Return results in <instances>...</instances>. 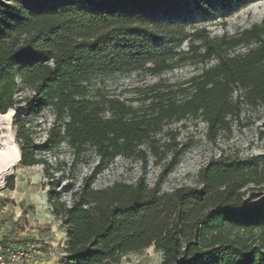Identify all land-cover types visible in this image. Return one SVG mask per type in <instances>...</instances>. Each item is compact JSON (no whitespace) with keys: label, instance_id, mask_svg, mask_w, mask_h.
I'll use <instances>...</instances> for the list:
<instances>
[{"label":"trees","instance_id":"1","mask_svg":"<svg viewBox=\"0 0 264 264\" xmlns=\"http://www.w3.org/2000/svg\"><path fill=\"white\" fill-rule=\"evenodd\" d=\"M254 1L0 0V113H17L21 165L46 170L67 264H114L151 246L163 253L161 264H264V200L245 203L264 184V168L220 155L201 168L195 186L161 191L191 147L165 128L200 120L216 144L240 120L242 106L264 105V19L231 36H211L206 28L188 33L175 21L209 20ZM188 66L197 72L186 82L160 79L142 89L139 108L93 84L116 75L160 78ZM21 89L28 94L19 98ZM46 107L53 121L37 145L25 126ZM64 143L73 162L90 149L97 157L74 189L41 156ZM118 157L144 168L150 157L166 163L152 187L143 176L95 189L97 176ZM69 190L68 205L61 197Z\"/></svg>","mask_w":264,"mask_h":264},{"label":"rangeland","instance_id":"2","mask_svg":"<svg viewBox=\"0 0 264 264\" xmlns=\"http://www.w3.org/2000/svg\"><path fill=\"white\" fill-rule=\"evenodd\" d=\"M263 19L264 0H255L235 11H220L209 20L195 17L175 21V24L184 26L188 33H192L195 28H206L211 36L223 34L231 36L254 24H259ZM243 51L244 49L240 52ZM196 72L194 67L188 66L166 73L160 78L144 74L116 75L103 80L97 78L93 84L108 95L127 100L134 108H139L142 103L137 99L142 89L152 87L160 79L169 84L184 83ZM27 94L26 89H21L17 96L21 98ZM241 109L240 120H234L230 132L222 133L216 144L209 142L206 124L200 120L190 119L183 122L185 126L178 123L165 128L166 133L169 131L178 133L177 142L191 143V147L178 158L173 169L165 177L161 187L162 192H171L184 186H195L201 168L210 159L218 158L220 155H225L231 160L251 161L253 165L264 168V105L256 108L244 105ZM16 118L15 112L11 119L1 122L0 135L6 137L11 135L12 142L19 146L16 138ZM52 121L51 107H46L40 114L27 119L25 127L30 129L37 145L44 143ZM165 132L158 135L161 145L167 141L168 136ZM0 147L3 145L0 144ZM171 153L169 152L166 161H169ZM41 156L50 163V172L61 179L62 185H72L71 189L76 188L81 179L89 175L97 165V157L92 149L88 150L85 160L73 162L71 150L65 143L53 152H42ZM149 159L148 166L144 168L138 161L118 157L101 171L93 187L104 189L116 182L133 184L143 176L149 187H152L162 171V165L166 162L156 165L154 158ZM1 176L0 229L7 235L4 244L11 245L14 249L22 248L33 252L30 264H67L64 253L66 233L61 221L53 216L47 201L48 176L45 168L42 165L24 167L20 163L14 170L10 169ZM70 192L71 190L67 191L61 197V201L68 205L71 202ZM263 200L264 184L261 189L250 191L245 203L253 205ZM162 260L163 253L151 246L140 252L124 255L114 264H161Z\"/></svg>","mask_w":264,"mask_h":264},{"label":"bare ground","instance_id":"3","mask_svg":"<svg viewBox=\"0 0 264 264\" xmlns=\"http://www.w3.org/2000/svg\"><path fill=\"white\" fill-rule=\"evenodd\" d=\"M15 114L14 109H10L6 113H0V124L3 120H9ZM11 127V126H10ZM1 134V132H0ZM14 137V136H13ZM0 176L8 170H14L20 164L21 150L19 146L12 142V136L6 137L0 135ZM2 177V176H1Z\"/></svg>","mask_w":264,"mask_h":264},{"label":"built area","instance_id":"4","mask_svg":"<svg viewBox=\"0 0 264 264\" xmlns=\"http://www.w3.org/2000/svg\"><path fill=\"white\" fill-rule=\"evenodd\" d=\"M6 233L0 229V264H30L32 253L25 249H14L4 244Z\"/></svg>","mask_w":264,"mask_h":264}]
</instances>
